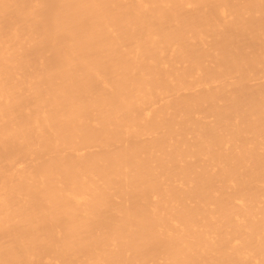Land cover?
Segmentation results:
<instances>
[{
	"label": "bare ground",
	"instance_id": "bare-ground-1",
	"mask_svg": "<svg viewBox=\"0 0 264 264\" xmlns=\"http://www.w3.org/2000/svg\"><path fill=\"white\" fill-rule=\"evenodd\" d=\"M0 264H264V0H0Z\"/></svg>",
	"mask_w": 264,
	"mask_h": 264
}]
</instances>
